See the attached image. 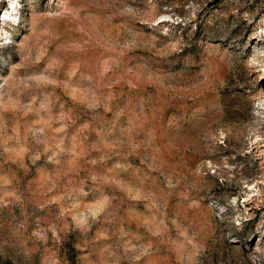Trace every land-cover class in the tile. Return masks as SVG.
Returning <instances> with one entry per match:
<instances>
[{"label":"rangeland","instance_id":"1","mask_svg":"<svg viewBox=\"0 0 264 264\" xmlns=\"http://www.w3.org/2000/svg\"><path fill=\"white\" fill-rule=\"evenodd\" d=\"M0 264H264V0H0Z\"/></svg>","mask_w":264,"mask_h":264}]
</instances>
